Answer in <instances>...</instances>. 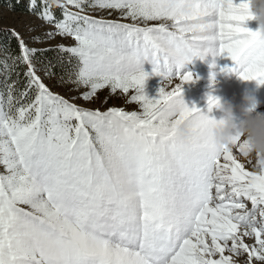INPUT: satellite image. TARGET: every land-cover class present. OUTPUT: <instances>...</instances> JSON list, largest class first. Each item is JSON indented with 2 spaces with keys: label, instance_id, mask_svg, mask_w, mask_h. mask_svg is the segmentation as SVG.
<instances>
[{
  "label": "snow or ice",
  "instance_id": "snow-or-ice-1",
  "mask_svg": "<svg viewBox=\"0 0 264 264\" xmlns=\"http://www.w3.org/2000/svg\"><path fill=\"white\" fill-rule=\"evenodd\" d=\"M56 6L60 18L48 0H29L27 10L53 25L46 38L73 45L29 47L11 29L19 53L0 60V264H235L242 253L246 264H264V167L240 162L239 139L213 144L215 119L180 96L194 75L179 69L193 57L226 56L232 64L221 71L264 83V39L245 26L248 0ZM46 52L55 61L40 59ZM145 61L162 84L179 82L148 97ZM57 66L58 83L87 89L72 100L108 86L131 92L141 111L70 102L45 83ZM216 103L209 94L208 111ZM185 121L192 135L179 142L175 127Z\"/></svg>",
  "mask_w": 264,
  "mask_h": 264
},
{
  "label": "rangeland",
  "instance_id": "rangeland-1",
  "mask_svg": "<svg viewBox=\"0 0 264 264\" xmlns=\"http://www.w3.org/2000/svg\"><path fill=\"white\" fill-rule=\"evenodd\" d=\"M9 1L10 0H4L3 2L0 1V29H5L6 32L9 34H12L9 30L15 29V31L20 34V37L24 39L25 43L29 47H55L56 45L61 43H63L65 46H71L75 43L71 37L55 36L51 39L46 38L45 33L52 30L53 25L47 24L32 12H21L15 9L9 4ZM26 2L28 3L29 0H26ZM26 2L24 1V4H26ZM41 2L42 0H37V4ZM48 3L52 4L53 6H56V0H48ZM54 14L58 18V15L56 13ZM93 14L106 15V13ZM117 15V13H113V16L109 18H115ZM245 26L254 30L256 29V22L255 20H248L245 22ZM33 37H40L41 39L39 41H36L33 40ZM222 59V55H220V58L217 61H215V57H212L211 55L205 56L204 59L193 57L191 61L186 62L179 69V72L181 74H183L184 72H191L194 75L193 80L183 83L182 91L180 93L181 98L190 107L195 105L202 112L206 113L214 119H219L221 113L215 107H213L211 111H208L207 96L209 94L214 96L213 93L223 92L224 88L217 84L218 80L215 79L212 81V79L217 76L224 78L226 75H228L230 79L229 82H233L236 80V78H238L235 72L221 71V68L226 65V63H222ZM143 68L145 72L149 73V76L146 77L143 85L144 94L148 97L156 96L158 94V89L162 86L165 87L167 90H171V88L179 82L178 78L174 77L173 82L171 84H162L161 77L151 74V64L148 61L144 62ZM172 71L173 75H175L177 70L175 67H173ZM40 74L43 76L42 73ZM210 74L213 75L210 76ZM204 75H208L206 76L207 78H205ZM44 80L51 91L63 96L65 99H69L70 102L76 103L78 106L81 107H86L93 110L99 109L100 111H106L108 108L112 107L120 108L124 111H141L139 103L131 100V92L126 94L119 89L113 92L108 86H106L103 89H98L95 95L91 97L88 101H84L79 98L76 100H72L71 97H79L81 93H83L87 89L84 87L74 89L73 84L58 83L53 78H44ZM223 82L227 83L224 80ZM231 92L232 93L229 94L227 99L223 98L221 100H240V97H238V95L236 94L239 91L232 90ZM258 108L263 109V111L261 112L264 113V102L257 105L256 109ZM238 159L240 160V162L245 164V167L248 170H256L254 167V160L249 163L248 160L244 159L242 156L239 155ZM245 203L247 207L251 208L250 201H245ZM245 242L251 246L253 240L251 238H245ZM225 254L227 255L228 253L226 252ZM233 259L235 261V264H246L247 254L242 253L240 256H233Z\"/></svg>",
  "mask_w": 264,
  "mask_h": 264
},
{
  "label": "clouds",
  "instance_id": "clouds-1",
  "mask_svg": "<svg viewBox=\"0 0 264 264\" xmlns=\"http://www.w3.org/2000/svg\"><path fill=\"white\" fill-rule=\"evenodd\" d=\"M253 20L256 22L260 38L264 39V0H248ZM174 77L168 76L164 84H171ZM258 101L252 94L242 97L241 114L234 115L233 105L227 100L217 98L214 106L220 113L219 119L210 124L207 135L217 146H232L239 139L245 142L246 148L241 156L255 161L256 170L264 167V113L256 110ZM192 135L190 125L185 121L175 127V137L179 142H186Z\"/></svg>",
  "mask_w": 264,
  "mask_h": 264
},
{
  "label": "bare ground",
  "instance_id": "bare-ground-1",
  "mask_svg": "<svg viewBox=\"0 0 264 264\" xmlns=\"http://www.w3.org/2000/svg\"><path fill=\"white\" fill-rule=\"evenodd\" d=\"M219 58H220V56H216L215 61H217ZM226 62H228L227 65H229V66L232 64V61L229 58H227L226 56H223L222 63H226ZM206 76H208V75H204L205 78H207ZM215 79L218 80L217 84H219V86H222L224 88L223 92L213 93L216 98L227 99L229 94L232 93L231 92L232 90L239 91L236 94L238 95V97H240V100L229 99L230 100L229 102H231V104L233 105L234 115L236 117H240V114H241V105H242L243 95H245V94L254 95L258 101L257 105L264 102V84L258 83L257 80H255V79H253V80H242L238 77V78H236L235 81L229 82L230 80H229L228 76H225L224 78L217 76V77L213 78L212 81ZM223 80L227 83H224ZM259 84H261V85H259ZM256 110L259 112L263 111V109H261V108H258Z\"/></svg>",
  "mask_w": 264,
  "mask_h": 264
},
{
  "label": "trees",
  "instance_id": "trees-1",
  "mask_svg": "<svg viewBox=\"0 0 264 264\" xmlns=\"http://www.w3.org/2000/svg\"><path fill=\"white\" fill-rule=\"evenodd\" d=\"M0 1L3 2L4 0H0ZM24 1L26 2V0H10L9 4L21 12H28V10H27L28 3L26 2V4H24ZM37 10H39V9H37ZM53 11H54V13H56L58 15V18L61 17V13H60L61 10L58 6L54 5ZM7 52H10L13 55L19 53L18 40L12 34L7 33L5 29H0V60H2L4 58V55ZM56 55H57V53H55V52H46L43 54L42 57H40V59H42V60L51 59V60L55 61ZM2 67H3V65L0 64V69H2ZM24 70L25 69L23 66H20L18 68V71L20 72V88L21 89L23 88V84H24V77H23ZM55 71L57 73V77H53V79L56 82H58V77L61 74L62 69L59 66H57ZM12 78L15 79V75H13ZM2 80H3V75L0 74V81H2Z\"/></svg>",
  "mask_w": 264,
  "mask_h": 264
}]
</instances>
